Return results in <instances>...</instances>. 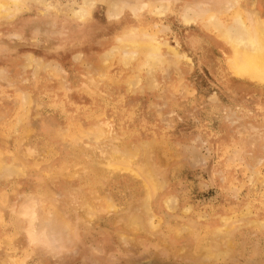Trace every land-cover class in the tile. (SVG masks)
Masks as SVG:
<instances>
[{"label":"rangeland","instance_id":"374dc122","mask_svg":"<svg viewBox=\"0 0 264 264\" xmlns=\"http://www.w3.org/2000/svg\"><path fill=\"white\" fill-rule=\"evenodd\" d=\"M233 1L10 4L0 264H264V82L183 17ZM237 1L264 21V0Z\"/></svg>","mask_w":264,"mask_h":264},{"label":"bare ground","instance_id":"6f19581e","mask_svg":"<svg viewBox=\"0 0 264 264\" xmlns=\"http://www.w3.org/2000/svg\"><path fill=\"white\" fill-rule=\"evenodd\" d=\"M25 1L27 0H0V16L7 14L10 15L9 12L12 11L10 8V4H13L14 7L18 8L20 6L22 7L26 5ZM237 2H238L237 0H234L232 5H229L230 11L228 12H227L228 8L224 11H220V10L219 11L212 10L210 12L202 11L198 13H193V15H188L187 12H184L183 17L186 20L197 19L199 21L200 20L204 21L203 24L205 27L218 32V34L224 40V43L227 44L226 47H229L228 58L227 57L224 58L228 59L227 63L229 67L228 66L227 67L230 68L229 70L235 73V74L233 73V75L237 74L239 75V77L243 76L248 79H254L260 82H264V21L261 20L263 17L260 18L258 14L252 11L244 12L246 10L240 9V7L238 8L239 5ZM87 10H88L87 8L81 7L76 13L75 12L74 13L79 17H82L86 12H88ZM225 18H227L228 21L225 20ZM245 21L249 23L247 24ZM122 41H123L122 37L119 38V43L120 42L121 44L123 43L122 45L120 44L123 47H124V43H126L127 46L129 45L131 48L134 49L143 46L148 54L147 57L145 56V62H147V64H153L155 61H157L160 58L159 46L154 45L155 43L151 44L149 41L146 42L144 40H143L144 43H140L138 40H135V38L130 39L129 42L127 40H125L124 42ZM125 48L126 47H124V49ZM140 49L142 48H139L137 50ZM165 49H167V47ZM126 57L125 59H128L131 56L129 54H126ZM120 60L122 61L121 63H123L124 60L122 59ZM125 63L126 61L124 62V64ZM148 187L151 189H155V183L151 180L148 181Z\"/></svg>","mask_w":264,"mask_h":264}]
</instances>
